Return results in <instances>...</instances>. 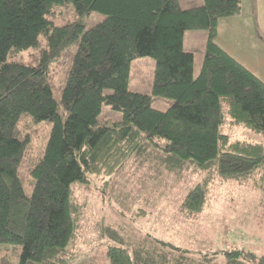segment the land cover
<instances>
[{"label":"trees","instance_id":"trees-1","mask_svg":"<svg viewBox=\"0 0 264 264\" xmlns=\"http://www.w3.org/2000/svg\"><path fill=\"white\" fill-rule=\"evenodd\" d=\"M67 3L79 21L53 25L47 19L52 7ZM92 12L105 18L85 29L82 18ZM240 13L241 0H203L189 9L179 0H0V251L10 254L0 264H71L69 248L83 215L72 186L118 172L140 151L164 153L162 163L171 172H205L180 205L188 217L203 210L215 176L242 183L264 167V140H231L222 132L227 115L230 125L264 135V82L216 42L219 20ZM200 30L207 36L194 77V55L184 50L183 40L186 31ZM43 32L47 47L39 64L8 61L12 51L36 46ZM74 43L56 100L49 66ZM139 57L155 60L151 94L173 101L165 111L152 107L150 95L129 90L131 63ZM103 105L120 112V122L100 124ZM59 107L68 113L65 120ZM23 113L51 123L42 155L29 171L31 195L19 177L28 138L15 136ZM108 234L117 243L107 247L108 264L210 259L162 240L130 248L118 233ZM242 253H223L226 264H246L239 260Z\"/></svg>","mask_w":264,"mask_h":264},{"label":"rangeland","instance_id":"rangeland-1","mask_svg":"<svg viewBox=\"0 0 264 264\" xmlns=\"http://www.w3.org/2000/svg\"><path fill=\"white\" fill-rule=\"evenodd\" d=\"M185 1L181 0V3ZM104 18L100 13L92 12L82 18V23L88 29ZM47 19L59 26L77 22L80 18L73 4L67 3L54 5ZM201 33L205 34V31H186L184 37V50H193L195 55L194 77L200 71L205 45L201 48L199 35L189 34ZM46 47V34L43 32L36 46L21 52L12 51L8 61L37 65ZM76 50L77 43L68 46L62 56L49 66V82L56 100H60ZM154 68L155 60L151 57L134 59L129 90L150 95L152 107L165 111L173 101L151 94ZM58 111L65 120L68 113L61 107ZM120 120V112L107 105L102 106L100 124L112 126ZM50 129L49 120L34 122L26 113L17 124L15 136L28 138L19 169L27 195L32 193L29 171L42 155ZM222 132L231 140H264L261 133L230 125L227 115ZM156 142L165 144L163 140L156 139ZM153 153H135L118 172L107 177L88 176L87 186H72L71 197L82 205L83 215L78 237L69 248L74 256L71 264H108L107 247L117 244L110 240L109 229L118 233L130 248L134 242L162 240L190 251L197 258L207 254L210 259L204 264H226L223 253L235 250L243 252L239 260L246 261V264H264V167L242 183L222 181L215 176L203 210L194 217H188L181 212L180 205L187 191L202 180L205 172L193 167L171 172L162 163L164 153L159 151L155 156ZM6 255L10 254L0 251V259Z\"/></svg>","mask_w":264,"mask_h":264},{"label":"crops","instance_id":"crops-1","mask_svg":"<svg viewBox=\"0 0 264 264\" xmlns=\"http://www.w3.org/2000/svg\"><path fill=\"white\" fill-rule=\"evenodd\" d=\"M179 3L183 9H189L200 6L203 0H186L183 3L179 0ZM189 35H199L201 48L204 47L206 32ZM216 42L264 82V0H241L240 15L219 20ZM187 52L194 55L193 50Z\"/></svg>","mask_w":264,"mask_h":264}]
</instances>
